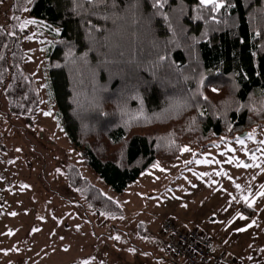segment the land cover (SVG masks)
<instances>
[{
	"label": "trees",
	"instance_id": "obj_1",
	"mask_svg": "<svg viewBox=\"0 0 264 264\" xmlns=\"http://www.w3.org/2000/svg\"><path fill=\"white\" fill-rule=\"evenodd\" d=\"M221 2L213 12L199 0H168L165 20L151 0H115V7L0 0L2 99L28 119L41 106L23 64L21 15L28 11L60 29L49 52L48 94L70 145L104 184L125 193L186 147L205 150L223 135L264 127V0ZM67 174L95 208L122 212L80 166Z\"/></svg>",
	"mask_w": 264,
	"mask_h": 264
},
{
	"label": "rangeland",
	"instance_id": "obj_2",
	"mask_svg": "<svg viewBox=\"0 0 264 264\" xmlns=\"http://www.w3.org/2000/svg\"><path fill=\"white\" fill-rule=\"evenodd\" d=\"M21 17L23 64L41 106L31 119L12 114L0 91V264H173L162 231L169 219L204 232L241 264H264V127L223 135L205 150L186 147L177 162L153 166L118 193L70 145L49 98V52L60 29L28 11ZM74 164L121 213L95 208L70 184Z\"/></svg>",
	"mask_w": 264,
	"mask_h": 264
},
{
	"label": "built area",
	"instance_id": "obj_3",
	"mask_svg": "<svg viewBox=\"0 0 264 264\" xmlns=\"http://www.w3.org/2000/svg\"><path fill=\"white\" fill-rule=\"evenodd\" d=\"M162 229L170 237L168 248L175 256L174 264H241L236 258L214 251L213 239L198 229L184 231L170 220Z\"/></svg>",
	"mask_w": 264,
	"mask_h": 264
},
{
	"label": "snow or ice",
	"instance_id": "obj_4",
	"mask_svg": "<svg viewBox=\"0 0 264 264\" xmlns=\"http://www.w3.org/2000/svg\"><path fill=\"white\" fill-rule=\"evenodd\" d=\"M89 3H94L96 5H109L112 4L113 7H115V0H88ZM138 2V0H137ZM168 3V0H151V6L155 9H157V13H160V10H162L165 6V4ZM199 4L201 6H204L205 8H207L208 6L211 7V10L213 12L218 11L220 8H223L225 5L224 3L221 2V0H199ZM132 7H135V5H132ZM183 11V9H181V12ZM164 15V19L167 20V16L166 14H162ZM105 18H109V17H105ZM212 19H215V17L213 16ZM31 23H35V21H30ZM28 23V22H26ZM169 27H171V24L169 23ZM167 57L161 55L158 57L159 60L163 61L164 59H166ZM213 91H215V89H213ZM50 113H46V115H48ZM261 143H264V141H262ZM241 144H243V141H241ZM184 151H189V149L185 148ZM264 151V150H262ZM255 158V157H253ZM199 162V161H198ZM229 163L231 162V160L228 161ZM237 166H243V167H251L252 165L249 164H241V163H237ZM237 187L239 188L240 186L237 185ZM260 196H264V192L260 193ZM117 239H119V237H117Z\"/></svg>",
	"mask_w": 264,
	"mask_h": 264
},
{
	"label": "water",
	"instance_id": "obj_5",
	"mask_svg": "<svg viewBox=\"0 0 264 264\" xmlns=\"http://www.w3.org/2000/svg\"><path fill=\"white\" fill-rule=\"evenodd\" d=\"M248 133V131H245L244 133H241L240 135L241 136H244V135H246Z\"/></svg>",
	"mask_w": 264,
	"mask_h": 264
},
{
	"label": "crops",
	"instance_id": "obj_6",
	"mask_svg": "<svg viewBox=\"0 0 264 264\" xmlns=\"http://www.w3.org/2000/svg\"><path fill=\"white\" fill-rule=\"evenodd\" d=\"M19 253V251H17Z\"/></svg>",
	"mask_w": 264,
	"mask_h": 264
}]
</instances>
